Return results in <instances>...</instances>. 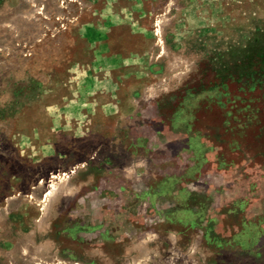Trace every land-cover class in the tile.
<instances>
[{
  "label": "rangeland",
  "instance_id": "obj_1",
  "mask_svg": "<svg viewBox=\"0 0 264 264\" xmlns=\"http://www.w3.org/2000/svg\"><path fill=\"white\" fill-rule=\"evenodd\" d=\"M0 264H264V0H0Z\"/></svg>",
  "mask_w": 264,
  "mask_h": 264
},
{
  "label": "crops",
  "instance_id": "obj_2",
  "mask_svg": "<svg viewBox=\"0 0 264 264\" xmlns=\"http://www.w3.org/2000/svg\"><path fill=\"white\" fill-rule=\"evenodd\" d=\"M183 164H184V162H183ZM188 165H189V158L187 159V162L185 163V167L187 168ZM225 166H226V165H225Z\"/></svg>",
  "mask_w": 264,
  "mask_h": 264
}]
</instances>
